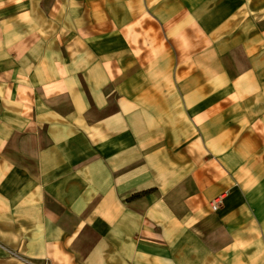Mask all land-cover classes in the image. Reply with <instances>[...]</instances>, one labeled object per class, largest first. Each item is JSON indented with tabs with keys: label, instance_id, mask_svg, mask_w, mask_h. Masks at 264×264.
<instances>
[{
	"label": "crops",
	"instance_id": "0c3cea01",
	"mask_svg": "<svg viewBox=\"0 0 264 264\" xmlns=\"http://www.w3.org/2000/svg\"><path fill=\"white\" fill-rule=\"evenodd\" d=\"M6 1L0 264H264V0Z\"/></svg>",
	"mask_w": 264,
	"mask_h": 264
},
{
	"label": "built area",
	"instance_id": "2783aa9c",
	"mask_svg": "<svg viewBox=\"0 0 264 264\" xmlns=\"http://www.w3.org/2000/svg\"><path fill=\"white\" fill-rule=\"evenodd\" d=\"M222 203H223L222 198H219V199L215 200V202H213L212 205H211L212 209L213 210H218L220 208V206L222 205Z\"/></svg>",
	"mask_w": 264,
	"mask_h": 264
},
{
	"label": "rangeland",
	"instance_id": "374dc122",
	"mask_svg": "<svg viewBox=\"0 0 264 264\" xmlns=\"http://www.w3.org/2000/svg\"><path fill=\"white\" fill-rule=\"evenodd\" d=\"M1 1H3L4 4H8L6 0H0V2H1ZM0 15H7V11L5 10V11H3V12H0ZM84 148H86V146H82V145H81V147H80V149H81V154H82V150H83ZM81 157H82V156H81Z\"/></svg>",
	"mask_w": 264,
	"mask_h": 264
}]
</instances>
